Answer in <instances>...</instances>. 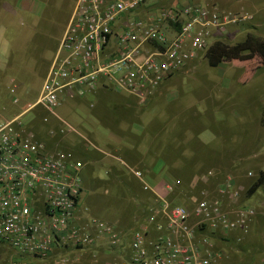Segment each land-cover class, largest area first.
<instances>
[{
  "label": "built area",
  "instance_id": "built-area-1",
  "mask_svg": "<svg viewBox=\"0 0 264 264\" xmlns=\"http://www.w3.org/2000/svg\"><path fill=\"white\" fill-rule=\"evenodd\" d=\"M146 1L75 0L48 75L31 105L55 116L62 133L76 132L55 110L65 97L75 96V86L82 95L103 77L114 89L145 103L162 83L205 58L230 28L249 19L196 3L158 7L152 18L140 19L135 14ZM114 38L115 52L104 53ZM17 93V84L9 83L7 106L18 103ZM6 109L0 106V115ZM27 110L0 120V264H71L64 251L89 250L102 240L119 255L118 264H220L212 236L246 235L252 218L260 215L248 205L225 207L221 198L205 192L191 211L172 205L147 184L142 171L131 168L142 191L159 201L147 219L158 235L151 238L144 229L134 230L125 252L124 234L117 226L92 216L80 222L78 213H88L82 202L84 165L27 133L21 121ZM210 177L208 171L199 180ZM232 184L227 177L217 192L237 201L240 191ZM89 264L98 261L92 257Z\"/></svg>",
  "mask_w": 264,
  "mask_h": 264
},
{
  "label": "rangeland",
  "instance_id": "rangeland-1",
  "mask_svg": "<svg viewBox=\"0 0 264 264\" xmlns=\"http://www.w3.org/2000/svg\"><path fill=\"white\" fill-rule=\"evenodd\" d=\"M32 1L41 4L40 16H36L32 23L26 19H23L22 23L33 25L37 33L34 41L29 40L22 44L25 52H30L33 55L31 58L40 54L45 58V55L52 54L56 46L55 40L58 41L62 34V26L69 18L74 0ZM188 3L217 6L235 14L248 15V20L239 26L230 28L228 33L220 38L221 42L229 46L242 41L247 34L264 38V0H190ZM138 12L140 16L138 18L146 19L147 13L151 10H146L143 6ZM46 28H49V35L52 34L53 38L46 42L45 47L43 39ZM11 32V29L7 28L8 38L13 37V34L10 35ZM15 41L10 43L7 36H4V32L0 31V68L10 59ZM240 55L246 56L247 53ZM43 68L44 63H40L37 71L32 73L26 91L25 87L16 83L18 103L15 106L6 105L9 103L6 91L3 99L0 100V106H5L7 109L1 113L0 120L14 117L21 113L25 107L35 102L43 84V78L40 75ZM258 71L264 72V67L256 57L235 58L231 62L220 64L217 68H211L207 60L202 58L191 62L186 69L161 84L164 86L168 82L164 88L167 91V99L170 100L163 102L164 105L167 104L169 112L165 111L162 119L173 123L171 134L184 139L188 148V157L183 161L181 159L174 160L170 168L175 171L174 173H177L179 179L182 178L179 190L175 192L177 181L172 179L168 172L158 177L154 186L159 193L168 195L172 204L184 206L191 211L194 203L202 197V192L207 193L208 197L220 198L221 195L217 192L218 186L223 184L227 177H232V186L240 191L237 199L238 204H243L248 200L247 187L256 178L258 171L264 167V139L258 135L252 140L258 126L254 90L258 89L260 94L263 92V87L260 84V87L250 85L248 79L243 85H236L235 82L236 78L244 76L245 73L249 77L251 73ZM73 98L62 100L60 106L55 109L56 114L74 129L81 127L84 131H91V124H97L96 118L89 111L88 106ZM126 101L122 99V102ZM21 121L27 133L32 134L36 141L49 147L58 144V135L61 137L62 135L68 137L74 135L62 133V127L59 123L57 125L58 120L54 116L48 115V112L41 106L29 108L23 114ZM166 133L169 134L168 131ZM53 136L55 138H51ZM70 145L74 146L75 142L65 140L56 146L62 150H68L67 147ZM77 160L84 165L82 202L83 206L88 209V214L89 207H99L107 211L106 206H110L109 203L124 199L121 191L111 190L109 183L106 182L109 181V175L105 168L98 170L99 167L95 164L92 167L93 170L86 173L91 163L86 165L87 160L81 155ZM208 171L212 172V177L207 181L197 179V176L204 175ZM93 173L95 177L92 176ZM249 173L252 175L249 176ZM220 176L225 177L220 180ZM92 179L95 181L93 185ZM167 185H172V189L167 190ZM238 185H244V188L241 190ZM172 190L174 192H171ZM257 193L264 198V188ZM261 196L254 197L248 204L260 214L252 218L248 234L242 235L237 232L221 235L226 238L225 240L212 238L214 250L220 256V264H264V206H260L263 202L260 200ZM146 198L154 202L153 209L159 206V201L154 195L149 193ZM228 203L226 197L223 204L226 207ZM135 204L139 207L138 202ZM121 205L115 208L111 217L120 228L126 230L127 223L125 221L128 214L125 213V208ZM92 217L104 221L95 215ZM2 252L3 249L0 247V256L3 255Z\"/></svg>",
  "mask_w": 264,
  "mask_h": 264
},
{
  "label": "crops",
  "instance_id": "crops-1",
  "mask_svg": "<svg viewBox=\"0 0 264 264\" xmlns=\"http://www.w3.org/2000/svg\"><path fill=\"white\" fill-rule=\"evenodd\" d=\"M188 2H190V0H147L140 9L144 6L146 10H151L147 15L152 18L154 11L158 7L166 5H183ZM40 7L41 4L39 2H33L32 0H0V31L2 30L4 32V36H7V40L10 41V43L16 40L15 46H12L14 47V51L10 59L0 68V100L3 99L7 87L11 82L25 87L26 91L31 81L32 73L37 71L40 63H44V68L40 74L43 81L48 75L72 11L67 22L62 26V34L59 40H55L56 46L52 54L50 56L45 55V58L42 54L31 58L33 55L30 52H25L22 43L29 42V40L34 41L37 31L33 25L29 26L23 24L22 21L26 19L29 23H32L36 16H40ZM138 11L135 14L136 17L139 16ZM124 19L125 17L119 21L118 26H121L120 24L123 25L122 22ZM7 28L11 29L12 32L10 35L13 34V37L11 36L12 38H8ZM49 31V28L45 29V38L43 39L45 40V47L46 42L50 38H53L52 34L49 35ZM116 43V38L112 39L104 53H114L117 47ZM252 57L255 58L256 56ZM236 79V85H243L248 79V81L250 80V85L254 87L255 85H257L256 87H263V92H260V94L258 93V89L254 90V105L258 112V126L257 130L254 131L252 140L257 138L258 135H261L264 139V128L260 125V119L264 111V72H253L249 77H247L245 73L244 76ZM167 85L168 82L164 86L160 85L156 93L147 101L148 104L140 103L134 96L126 91L114 89L103 77L98 78L94 90L85 91L82 95L78 94L79 88L75 86L73 88V92L75 93L73 99L88 106L89 111L96 118V123L99 126L97 124H91L92 130L89 132L84 131L81 127L75 128L76 132L72 133L74 137H68L66 135H62V137L60 135L57 136L59 140L58 144L65 140L75 142L74 146L70 145L67 147L69 149L65 151L69 152L76 160L78 156L81 155L87 160V162H85L86 165L91 163L86 173H88L87 171L89 170L92 171V167L96 164L98 165L97 167H99L98 170L102 167L112 170L116 174H114V181H116V177L120 176L122 177L121 181H125L124 186L117 183V186H120L118 191H121L124 199L109 203L110 206H106L107 211L99 207H89V214L85 212L78 213V217L81 218L80 222L85 220L86 217L84 216L95 215L108 223L118 226L114 219H112L111 214L116 207L122 204L126 211L123 212L128 214L127 220L125 221V223H127V229L120 228V226H118V228H120L124 234L123 250L125 252L128 250L130 236L134 230L144 229L151 238H155L158 235L154 226L147 221L148 215L153 209L154 202L150 199L147 200L146 197L149 193L142 191L140 181L132 176L130 169L135 168L142 171L145 178L144 180L156 191L157 189H155L154 186L158 181V177H161L163 173L168 171L167 163L169 161L182 160L188 157V148L185 144V140L172 135L170 130L174 127L173 123L162 119V117H164L163 113L165 111L166 113L169 112L167 110V104H163V102L170 101L167 99V91L164 88ZM66 98L71 97L67 96L64 99ZM121 98L127 101L122 102ZM31 105L25 107L22 112L31 107ZM166 131H168L169 134H167ZM51 138L55 137L53 136ZM252 143H254V141H252ZM58 144H53L52 146ZM92 176L95 177V174ZM224 177L225 176H220L219 179L223 180ZM93 184H95V181L92 185ZM251 184L252 182L249 186ZM129 185L134 188L133 198L131 197V187H129ZM117 186L115 187L117 188ZM243 186L244 185H238V188L242 190L244 188ZM249 186L247 188H249ZM98 189L100 188L98 187ZM259 190H257V192ZM257 192L248 197V200L245 201L243 205H248L252 202L254 197L257 198L256 196H261ZM159 194L163 195L161 192ZM220 198L223 199V201L224 199L226 200L225 196H221ZM260 200L263 201L260 206H264V198L262 196ZM136 202H138L139 207L136 206ZM228 202V205L232 203L233 205L238 204L234 199L229 200L228 198ZM108 218H111V220H108ZM217 236L220 235L217 234ZM225 239L224 237V240ZM64 252L69 257L71 264H89V260L92 257L96 258L98 264H118L119 260V255L110 250L104 240L89 250L67 249Z\"/></svg>",
  "mask_w": 264,
  "mask_h": 264
},
{
  "label": "trees",
  "instance_id": "trees-1",
  "mask_svg": "<svg viewBox=\"0 0 264 264\" xmlns=\"http://www.w3.org/2000/svg\"><path fill=\"white\" fill-rule=\"evenodd\" d=\"M175 27H177V24L173 25ZM247 53L246 56H241L240 54H244ZM206 60L208 62V65L211 68H217L220 64L224 63V62H230L231 60L235 59V58H239L242 59L243 57H252V56H256L257 58H259L261 65L264 67V38H260L257 36H254L252 34H247L246 37L236 43L233 46H229L227 44H225L224 42L221 41H217L215 42L206 52ZM260 125L264 128V114H262L261 119H260ZM183 161V159H182ZM173 161H169L167 163V167H168V173L170 174V176L172 177V179L177 181V186L175 187V192L176 190L178 191V187H181V179H179V176L176 175L177 173H174L175 171H172L171 165L173 164ZM173 167V166H172ZM104 168V167H102ZM107 175H109V181H106L109 183L111 190L115 189L114 191H118V189H120V186H117V183H119V185L124 186L125 181L122 180L121 181V176L120 177H116V181H114V177H115V173L110 170L109 168H105ZM115 174V175H114ZM201 175V174H200ZM199 176H197V179H199ZM119 176V175H117ZM191 179V177H190ZM184 181V179L182 180V182ZM117 186V188L115 187ZM129 187H131V197H134V193L133 190L134 188H132L133 186L129 185ZM264 187V168L260 169L257 173L256 178L254 179V181L252 182V184L249 186V188L247 189V196L250 197L252 196L255 192H257V190H259L260 188ZM171 192H174L173 190ZM167 200L171 203V199L170 197L167 195ZM172 204V203H171ZM175 205V204H172ZM186 208V207H185ZM213 238H216L218 240H222L224 239V237H220L217 235H213Z\"/></svg>",
  "mask_w": 264,
  "mask_h": 264
}]
</instances>
